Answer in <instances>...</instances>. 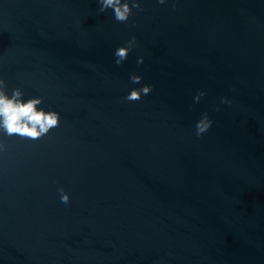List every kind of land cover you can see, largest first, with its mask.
Instances as JSON below:
<instances>
[{
    "label": "water",
    "instance_id": "1",
    "mask_svg": "<svg viewBox=\"0 0 264 264\" xmlns=\"http://www.w3.org/2000/svg\"><path fill=\"white\" fill-rule=\"evenodd\" d=\"M140 3L119 23L97 0H0L9 94L61 117L0 132V264H264V0Z\"/></svg>",
    "mask_w": 264,
    "mask_h": 264
},
{
    "label": "clouds",
    "instance_id": "2",
    "mask_svg": "<svg viewBox=\"0 0 264 264\" xmlns=\"http://www.w3.org/2000/svg\"><path fill=\"white\" fill-rule=\"evenodd\" d=\"M97 2L100 5V13L112 9L114 19L119 23H127L133 15L134 9L142 11L140 0H97ZM167 2L168 0H157V3L161 5ZM132 26H135V22H133ZM135 46L136 37L133 35L125 46H120L115 50V63L120 65L127 60L129 53ZM143 59V57H139L137 63H143ZM142 79L143 77L140 75L132 74L130 76V81L133 84H140ZM152 89L153 86L150 84H145L140 88H132L128 95L124 97V100L128 102L140 101L143 96L150 94ZM203 95V92H198L194 100L199 102ZM23 97L24 91L19 87L12 89L11 94H9L6 80L0 76V132L7 137L16 136L22 140L36 141L60 126V113L40 107L43 103V97L34 96L27 100ZM222 103H230V101L224 98ZM211 125V119L207 113H204L195 126L197 137L205 133ZM6 150L7 145L3 138L0 137V152ZM57 191L60 195L61 203L69 204L70 195L65 189L59 187Z\"/></svg>",
    "mask_w": 264,
    "mask_h": 264
}]
</instances>
